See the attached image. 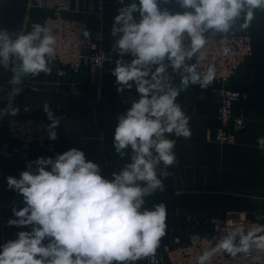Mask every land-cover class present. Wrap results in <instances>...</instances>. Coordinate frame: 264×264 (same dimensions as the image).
Segmentation results:
<instances>
[{
	"label": "clouds",
	"instance_id": "1",
	"mask_svg": "<svg viewBox=\"0 0 264 264\" xmlns=\"http://www.w3.org/2000/svg\"><path fill=\"white\" fill-rule=\"evenodd\" d=\"M118 2L123 6L110 33L118 58L111 74L118 93L135 87L139 94L117 117L113 145L125 162L107 179L98 164L73 147L55 158L29 162L19 178L8 176L7 187L22 195L24 206L13 207L15 219L7 223L31 230L0 245V264H137L154 255L166 235L168 214L163 202L148 208L146 199L165 191L169 169L179 162L176 140L169 136L191 137L189 117L177 98L192 85L213 83L215 66L201 68L209 40L219 36L224 44L230 34L249 29L257 10L264 11V0ZM82 34L90 37L86 29ZM57 45L56 36L39 23L27 33L0 29V67L9 71L11 66L10 99L23 92L24 77L51 74ZM43 111L50 121L48 138L54 141L64 117L48 105ZM257 146L264 151V136L257 138ZM239 216L227 222L224 235L197 257V264H209L217 253L250 256L253 264H264V214H255L250 226L246 212Z\"/></svg>",
	"mask_w": 264,
	"mask_h": 264
},
{
	"label": "crops",
	"instance_id": "2",
	"mask_svg": "<svg viewBox=\"0 0 264 264\" xmlns=\"http://www.w3.org/2000/svg\"><path fill=\"white\" fill-rule=\"evenodd\" d=\"M131 2L125 0L126 4ZM122 6L118 0H103V9L97 13L89 0H73L70 9L64 12L65 17L83 21L88 29L102 34L107 56L105 69H95L87 63L78 73L67 70L61 77L55 59L50 75L41 73L36 77H24L23 92L14 99L7 96L8 81L12 76L8 72L4 91H0V136L5 134L6 114L14 106L35 117L48 119L43 111L48 105L64 119L56 129L58 139L54 150L45 156L37 148L28 152L27 160H22L18 151L12 159L0 155V245L16 239L19 231L31 230L30 226L18 228L7 223L9 219H15L12 208L19 209L24 202L22 195L7 187L6 178H19L29 162L38 157L55 158L75 147L85 153L87 161L98 164L101 175L107 179H112V173L123 166L125 160L115 152L113 145L117 117L131 107V101L138 99L139 94L135 87L118 93L115 77L111 74L118 56L112 51L115 38L110 33L114 17ZM171 8L179 10L176 5ZM46 12L47 9L40 7L28 9L21 33L30 32L33 24H42ZM242 34H248L254 40L264 39V11H256L249 29L230 35ZM124 59L130 61L132 57L125 56ZM174 83L179 84L178 77ZM229 89L248 95L245 102L233 104V114L242 115L246 126L236 133L232 143L216 141L219 126L217 90L204 91L192 85L177 98V103L189 117L191 137L169 136L176 140L174 151L179 162L169 169L171 175L164 180L165 191L146 199L148 208L161 202L167 208L166 235L156 251L172 243L177 236L186 239L191 232L210 235L211 219L246 212L247 218L254 222L255 214H264V151L257 146V138L264 136V55H260V50L229 83ZM137 264L147 263L144 258Z\"/></svg>",
	"mask_w": 264,
	"mask_h": 264
},
{
	"label": "built area",
	"instance_id": "3",
	"mask_svg": "<svg viewBox=\"0 0 264 264\" xmlns=\"http://www.w3.org/2000/svg\"><path fill=\"white\" fill-rule=\"evenodd\" d=\"M91 7L100 13L103 9V0H89ZM73 0H27V10L40 7L47 9L42 24L56 36L57 55L59 64L58 75L64 76L67 70L78 73L83 64H91L95 69H105L107 60L105 40L97 30H90L80 20L64 16V12L71 7ZM82 29L90 33L85 38ZM221 37L209 40L204 51L205 59L201 68L206 69L209 64L215 66L216 77L211 85H197L200 90H217L219 92V107L217 120L219 123L216 141L232 143L237 132L242 131L246 122L242 115L233 114V104L236 101L245 102L248 95L242 91L229 89V83L244 70L248 60L260 50L264 55V39L254 40L248 34L229 35L224 44ZM225 48L227 51H225ZM11 69V68H10ZM18 109L15 116L6 114L4 120L5 134L0 136V155L7 159L15 157L19 152L22 160H27L28 152L37 148L45 156L55 148V140L48 138V119L33 116L29 111ZM240 213L227 215L210 220L212 233L201 235L191 232L186 239L177 236L172 243L163 245L154 255L146 257L147 264H197V257L204 251L215 246L216 239L224 235L228 221H239ZM252 222L247 218V224ZM209 264H253L250 256L238 255L232 257L227 253L215 254Z\"/></svg>",
	"mask_w": 264,
	"mask_h": 264
},
{
	"label": "water",
	"instance_id": "4",
	"mask_svg": "<svg viewBox=\"0 0 264 264\" xmlns=\"http://www.w3.org/2000/svg\"><path fill=\"white\" fill-rule=\"evenodd\" d=\"M26 2L27 0H2L0 29H6L10 33L21 32L27 12ZM8 72L0 67V88H3Z\"/></svg>",
	"mask_w": 264,
	"mask_h": 264
},
{
	"label": "rangeland",
	"instance_id": "5",
	"mask_svg": "<svg viewBox=\"0 0 264 264\" xmlns=\"http://www.w3.org/2000/svg\"><path fill=\"white\" fill-rule=\"evenodd\" d=\"M1 3H2V2H1V0H0V7H1ZM10 72H11V70L9 71V73H10Z\"/></svg>",
	"mask_w": 264,
	"mask_h": 264
}]
</instances>
